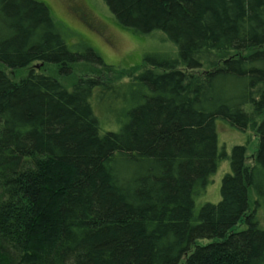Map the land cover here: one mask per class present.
Here are the masks:
<instances>
[{"label":"trees","instance_id":"16d2710c","mask_svg":"<svg viewBox=\"0 0 264 264\" xmlns=\"http://www.w3.org/2000/svg\"><path fill=\"white\" fill-rule=\"evenodd\" d=\"M103 1L176 53L116 83L15 80L4 68L116 67L44 2L0 0V264H264V0ZM217 120L257 133L252 163L219 148ZM225 159L221 200L198 208Z\"/></svg>","mask_w":264,"mask_h":264},{"label":"rangeland","instance_id":"374dc122","mask_svg":"<svg viewBox=\"0 0 264 264\" xmlns=\"http://www.w3.org/2000/svg\"><path fill=\"white\" fill-rule=\"evenodd\" d=\"M49 7L54 18L66 29V41L69 45L85 42L98 52L107 64L116 67L106 71L95 65L77 63L70 65V73L62 74L60 66L54 64L35 63L23 69L11 71L5 69L13 79L19 80L31 70L55 76L64 85L71 87L81 77H96L102 81L116 83L127 81L143 66L146 55L169 53L174 55L177 47L162 31L150 34H138L132 29L119 24L103 0H38ZM204 71V69L199 72ZM219 148L225 149L230 155L236 145L247 146V162L252 163L259 147V137L255 131H239L223 120L216 121ZM231 172L230 161L222 160L217 172L212 176L205 194L198 197L200 208L206 202L218 203L221 200L222 180L226 173ZM255 196H251V207H255ZM258 218L264 226V205L259 208ZM244 220L235 227L236 231L244 230ZM212 240L203 239L197 245H206ZM196 246V245H195ZM192 247L191 251L195 249ZM186 257L180 262L184 264Z\"/></svg>","mask_w":264,"mask_h":264},{"label":"water","instance_id":"95a60500","mask_svg":"<svg viewBox=\"0 0 264 264\" xmlns=\"http://www.w3.org/2000/svg\"><path fill=\"white\" fill-rule=\"evenodd\" d=\"M43 63H40L39 65H37L38 67H40Z\"/></svg>","mask_w":264,"mask_h":264}]
</instances>
